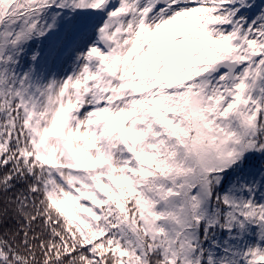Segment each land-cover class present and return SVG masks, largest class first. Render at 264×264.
Listing matches in <instances>:
<instances>
[{"label":"snow or ice","instance_id":"1","mask_svg":"<svg viewBox=\"0 0 264 264\" xmlns=\"http://www.w3.org/2000/svg\"><path fill=\"white\" fill-rule=\"evenodd\" d=\"M0 264H264V0H0Z\"/></svg>","mask_w":264,"mask_h":264}]
</instances>
